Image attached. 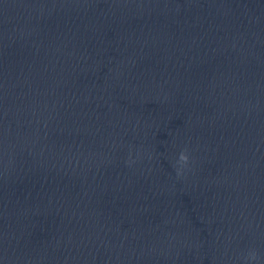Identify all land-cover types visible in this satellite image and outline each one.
Instances as JSON below:
<instances>
[{
  "label": "clouds",
  "instance_id": "obj_1",
  "mask_svg": "<svg viewBox=\"0 0 264 264\" xmlns=\"http://www.w3.org/2000/svg\"><path fill=\"white\" fill-rule=\"evenodd\" d=\"M187 159H188V157L184 153H181L180 160L181 161H187Z\"/></svg>",
  "mask_w": 264,
  "mask_h": 264
}]
</instances>
